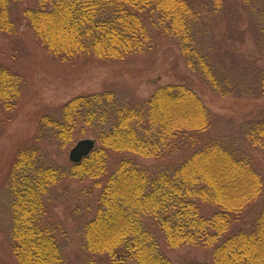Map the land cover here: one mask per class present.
Masks as SVG:
<instances>
[{
	"label": "trees",
	"instance_id": "1",
	"mask_svg": "<svg viewBox=\"0 0 264 264\" xmlns=\"http://www.w3.org/2000/svg\"><path fill=\"white\" fill-rule=\"evenodd\" d=\"M254 1L252 37L264 61V0ZM243 9L231 0H0V34L13 47L0 58V135L28 85L24 34L65 62L125 64L149 52L157 33L177 42L217 95L263 97L264 69L232 65L233 46L246 39L237 30ZM78 126L95 148L78 164L59 165ZM250 150L264 154V111L225 120L187 84L161 86L146 100L115 91L72 99L42 117L0 187L13 260L0 264H69L53 207L73 180L92 181L84 201L74 194L90 217L78 231L75 264H172L165 251L183 247L211 249L212 264H264V184ZM137 157L172 163L143 169Z\"/></svg>",
	"mask_w": 264,
	"mask_h": 264
},
{
	"label": "rangeland",
	"instance_id": "2",
	"mask_svg": "<svg viewBox=\"0 0 264 264\" xmlns=\"http://www.w3.org/2000/svg\"><path fill=\"white\" fill-rule=\"evenodd\" d=\"M260 4H262L261 0ZM254 0H231L232 4H240L243 9V20L239 24L240 32L246 33L244 44L233 46L232 52H236L232 65H253L264 69V61L260 59L258 49L253 43L252 25L258 21V12L251 9ZM28 3V2H27ZM26 4V3H25ZM237 21V17L231 18V23ZM24 26L21 33L24 34ZM234 29L233 32L238 33ZM27 45L26 58L22 61L23 76L28 85L22 93L18 107L10 121L6 123L4 132L0 135V187L3 185L6 175L21 146L32 139L37 132L42 117L49 111L59 108L72 99L80 96H88L96 93L115 91L118 95H124L132 100H146L161 86L173 84H187L201 98L204 105L225 120L232 119L241 122L248 116L264 111V96L260 98L222 97L214 93L210 87L198 77L189 67L177 42L154 33L152 49L144 55L131 58L125 64L98 59L75 60L65 62L56 59L46 53L40 46L34 43L31 35L23 36ZM0 34V58L2 54L10 55L13 49L11 43ZM11 45V47H10ZM21 48H18L20 50ZM241 54V58L238 55ZM225 126V125H224ZM82 126H78L71 143L63 150L58 160L59 165L70 162V152L78 142L94 139L90 133L81 132ZM90 134V135H89ZM99 143H97V147ZM257 169L261 173L264 184V154L250 150ZM120 157V156H116ZM55 158V157H54ZM118 158L110 161L109 167H114ZM141 168H156L172 163V159H135ZM4 186V185H3ZM92 186L91 180L69 181L59 187L60 201L53 207V214L61 228L65 229L69 243L67 255L69 264H75V246L81 241L78 235L79 228L90 217L85 215V206H80L74 199V194L82 195L76 199L82 201L86 197V189ZM264 186V185H263ZM264 188V187H263ZM264 190V189H263ZM97 192V190H95ZM5 197L0 196V206L5 208ZM260 203L264 204V192ZM94 212V211H92ZM1 213V211H0ZM92 215V213H91ZM76 219H79L77 221ZM1 226V225H0ZM2 227V226H1ZM0 227V259L12 262L9 240ZM165 254L172 264H212L211 249L183 247L181 249L166 250ZM106 262V259L104 260ZM106 264H108L106 262Z\"/></svg>",
	"mask_w": 264,
	"mask_h": 264
},
{
	"label": "water",
	"instance_id": "3",
	"mask_svg": "<svg viewBox=\"0 0 264 264\" xmlns=\"http://www.w3.org/2000/svg\"><path fill=\"white\" fill-rule=\"evenodd\" d=\"M95 148V144L92 140H83L78 142V144L70 152V161L73 163H80L84 158H86Z\"/></svg>",
	"mask_w": 264,
	"mask_h": 264
}]
</instances>
